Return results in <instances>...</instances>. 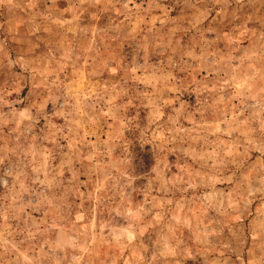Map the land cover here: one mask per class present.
Returning <instances> with one entry per match:
<instances>
[{
  "label": "rangeland",
  "instance_id": "rangeland-1",
  "mask_svg": "<svg viewBox=\"0 0 264 264\" xmlns=\"http://www.w3.org/2000/svg\"><path fill=\"white\" fill-rule=\"evenodd\" d=\"M0 264H264V0H0Z\"/></svg>",
  "mask_w": 264,
  "mask_h": 264
}]
</instances>
